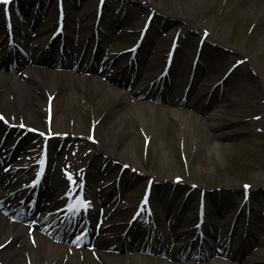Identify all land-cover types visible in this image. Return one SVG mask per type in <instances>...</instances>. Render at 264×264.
Segmentation results:
<instances>
[{"label": "rangeland", "instance_id": "1", "mask_svg": "<svg viewBox=\"0 0 264 264\" xmlns=\"http://www.w3.org/2000/svg\"><path fill=\"white\" fill-rule=\"evenodd\" d=\"M23 1L32 3L35 0ZM65 3L67 6L65 32L70 35L71 44L73 45L77 40L82 45L86 40L88 49L93 43L95 46L91 34L96 18L97 0H80L77 5L67 0ZM55 5L56 0H52L47 20L41 21L40 30L44 32L39 33L40 44H45L46 35L52 33L51 28L55 24ZM121 5L123 9L124 6L126 7L125 13L118 15L116 8ZM149 16L154 20L155 30L147 34L137 50L138 59L142 60L144 56H148V67L146 69L144 65L143 72L149 77L145 81L142 79L140 84L142 83L143 90H146L148 80L158 78L162 74L172 36L178 33L181 38H186L185 49L182 51L184 55L178 56L176 52L170 67L169 78L173 81V86L169 88L167 82L164 91L174 100H178L182 94L187 95L188 104L185 107L191 119L188 129L185 131L184 126L176 119L173 109L170 111L166 106L161 105H156L158 111L164 113L167 110L171 113L170 117L163 116L156 129L146 128L140 123L143 110V113L131 122V133L126 139L128 147L122 154L120 153L121 159L128 162L111 160L104 152L108 148L112 149L111 143L101 147L98 142L90 140L95 123L106 127V137L115 135L114 129L118 120L114 115L108 114L112 110V107L107 109L106 106L112 103L109 97L104 101H98L93 115L84 116L79 131H73L69 127L67 133L61 134L54 127L56 128L54 131L58 134L51 140L49 147L57 141L62 144L60 160L67 157L66 167L73 172L71 174L76 179V184L82 179L86 181L89 202L98 201V194L102 195L100 200L103 196L112 198L105 203H110L108 206L111 208L107 207L111 210L114 223L108 229V233L104 234L103 237L106 239L101 237L99 246L104 247L107 244L108 248L114 245L121 247L118 241L125 239L122 237L124 223L137 204L143 186L149 182L153 184L152 206L156 211L158 223L163 224V226L159 224L161 230L159 232L167 236L165 249H171L172 243L173 252H178L183 244L181 242L183 234L174 233L176 225L181 224L179 229L191 228L190 231H194L192 227L198 223L196 202L200 190H204L205 195L210 194L212 199L216 198L215 196L220 197L219 201L222 205L220 204L219 207L211 203L207 205L209 212L212 213L208 218L214 223V228L211 230L219 239L218 235L221 234L219 237L222 238L226 235L230 224H233L237 209L240 208L238 213L240 217L243 212L246 213L247 208L241 205L243 197H246L242 185L248 184L250 187L247 205L254 215V218L252 216L250 218L252 225L258 227V236L251 233L252 228L245 231L243 227L238 231L233 228L232 241L229 243L236 257L220 258L215 255L223 260L209 264H264V0H106L101 18L102 24L106 27L103 32L100 31L99 37L102 45L106 49L111 47L113 52V58L109 59L108 63H104L108 73L111 74L110 68L115 67L117 63L121 70L122 60L129 54H123L119 50L123 48L131 50L136 40V34L120 33L119 28L128 27L136 32L142 27L144 18ZM49 17L52 18L49 20ZM116 21H125L128 26H118ZM208 39L217 44V46L210 45L212 48L210 54L205 49L208 46L205 45ZM180 44L182 45V42ZM203 44L204 61L196 65L193 73L191 71L195 63L193 58L197 54L198 47H203ZM54 54L56 52L51 53L52 56ZM87 58L88 52L85 60ZM233 62L236 63V68L232 79L229 81L227 79L229 92L228 94L227 91L222 92L225 100L210 105L209 86L223 80L222 73ZM11 64L9 61L4 65L11 68ZM17 68L18 65L13 66V70ZM211 68L214 72L209 73ZM120 70H116L115 74H120ZM86 74L90 75V73ZM98 77L103 80V75ZM189 79L190 87L185 89ZM103 81H101L103 85H107L108 80ZM143 98L131 96L127 108L142 107ZM177 103L176 101L172 106L178 108ZM61 108L63 111L66 109L64 103L61 104ZM201 110L203 111L199 113L198 111ZM64 113H67V110ZM146 115H150V112L149 114L146 112ZM194 119H197L201 125L193 122ZM149 121L152 123V120ZM41 123L46 127L49 126L46 116L41 119ZM64 123L63 121L59 125L60 129H63ZM125 130L128 129L124 128ZM199 131H203L205 135L209 134L211 138L199 135ZM3 135L4 131L0 130V138H4ZM43 138L36 132L27 134L26 155L38 153ZM9 141H13V144L17 142L13 136L8 138ZM110 162L111 166L107 167V163ZM123 164L126 166L121 167ZM53 165L54 162L51 163V166ZM84 169L87 175H83ZM50 174L59 187L65 186V181L59 172L50 171ZM119 175L122 177L120 184L122 196L118 195L119 191L115 183L106 186L101 183H107L109 178ZM99 187L101 190L97 191ZM59 195L53 196V207L63 214L67 202L66 198H58ZM167 218L170 221H167ZM246 219L242 224L245 225ZM141 227H144L142 223H135L131 228ZM32 246L37 247L35 244ZM16 247L20 246L16 243ZM52 249L51 251H56ZM27 254L28 252L24 258L26 264H44L41 256ZM118 255L120 254L112 252L107 259L93 257L88 264H116ZM126 256L129 258V252H126ZM142 259L131 256L124 264L185 262L177 260L174 254L158 261Z\"/></svg>", "mask_w": 264, "mask_h": 264}, {"label": "bare ground", "instance_id": "2", "mask_svg": "<svg viewBox=\"0 0 264 264\" xmlns=\"http://www.w3.org/2000/svg\"><path fill=\"white\" fill-rule=\"evenodd\" d=\"M24 10L25 7H22L21 11L23 14L24 12H27V9L25 11ZM23 14L20 15V13H15L11 15L12 25L17 29L12 31V33L13 35H17V38L19 35L20 37H28L27 34L19 27L20 22L16 24L19 21V17L23 18ZM27 20L30 23V18L27 17ZM39 22V19H34L31 27L36 29L35 27H37ZM6 36H9V34ZM56 39H60V36H56L54 40ZM63 39L65 42L69 39L66 33H64ZM3 49L7 51V49ZM8 49L12 48L9 47ZM11 57L12 54L10 53L4 54V58L3 56L0 57V116H3L4 120L8 121L9 124H23L24 128L20 127L22 130L31 126L35 131L47 133V141L42 144L44 149H47L46 145L48 140L50 138V140H52L53 136L56 134L54 131L56 128L62 134L67 133V131H69V127L73 131H79L84 116L93 115L96 111L98 101H104L109 97L111 98L112 103H109L106 106L107 109H111L112 107V110L108 114L114 115V118L118 120V124L114 129L115 135L110 136V138L106 137V127H101L98 124H96L93 128V135L98 140L101 147L107 143L112 144L113 150L108 148V150L104 151L107 154V157L111 160L128 162L121 159V154L128 147L126 139L127 135L131 133L130 124L134 121L135 117H138L141 113H143V110L144 113L141 116L142 122L140 123L149 129H156L163 116L170 117V112L167 110L164 113L158 111L156 105L151 103L149 100H145L142 107L136 106V108H133L131 106V108H127V104L130 105V103H128V99L132 95H141V91L139 89L132 88V84L131 86L121 85V87L117 88L112 84L103 85L98 77L83 76L74 71L64 74L58 72L56 69V61L50 60L48 66L46 67L36 63L41 60V54L37 57L32 56V61L30 62L31 64H27L26 62L23 63V65L27 64V71L22 70L20 74L17 72L13 73L4 65L5 63L11 61ZM72 66L74 65L71 63V67ZM22 68L23 66L21 65L19 69ZM122 87L125 89L123 90ZM224 100L225 99L223 97H219L214 93L210 96V104L212 105H216L218 102H222ZM62 103H64L66 107L64 111L61 108ZM110 104H112V106H110ZM48 105L51 107L49 114V117L51 118L50 120L48 119L49 126L46 127L45 125H42L41 119L44 116L48 117ZM66 110L67 113H64ZM173 111L176 113V119L184 126L186 131L191 120L190 117L186 112ZM146 112L147 114L150 112V115H146ZM149 119L152 120V123ZM63 121L66 124L64 123L62 125L63 129H60L59 125H61ZM193 122L197 123V125H201L197 119H194ZM124 128H127L128 130L124 131ZM14 132L15 129H10L7 137L11 136V133L14 134ZM20 133L21 130H18V135ZM200 134L206 136V138H211L209 134L205 135L203 131H199V135ZM18 135L15 136L18 137ZM23 140L24 138L21 139V142H23ZM18 144L22 145L21 143ZM56 148L57 144L55 145V149ZM17 149V152H19L17 155H22L21 151L23 147L19 146ZM56 156L58 158L57 152L53 158H56ZM22 160L23 161L20 162L21 166L19 167L3 165V170L0 172V180L2 182L10 180V183H12L16 180L18 181L19 175L24 171V169H33L34 163L29 157L26 159L22 158ZM105 161H107V159H105ZM109 166H111V162L107 164V167ZM21 180L22 182H28L30 184H37L35 179L28 177V175L21 176ZM56 190L57 187L54 178L49 177L46 188L42 190V198L39 200L42 205L48 206L47 210L51 209V199L49 198ZM14 199L17 205H20L28 211L31 209V205L29 203L30 200L24 196L23 191L16 193ZM17 219L18 215L16 210L10 209L9 205L0 202V264H26L24 258L27 252L29 255L31 253L33 256H41L44 264H88L89 260L92 258V251L85 247L75 251L73 256H64L57 248L52 245L47 246L45 243H37V247L34 248L32 246V240L26 235L23 227H20L16 223ZM36 223L37 222H35V224ZM78 240L80 241L81 239ZM16 243L20 247H16ZM52 248L56 251H51L53 250ZM99 253L102 258L108 257V255L103 254L101 251H99ZM125 261L126 259L120 256L117 258L116 264H124Z\"/></svg>", "mask_w": 264, "mask_h": 264}, {"label": "snow or ice", "instance_id": "3", "mask_svg": "<svg viewBox=\"0 0 264 264\" xmlns=\"http://www.w3.org/2000/svg\"><path fill=\"white\" fill-rule=\"evenodd\" d=\"M10 2V0H0V3L4 4V5H7L8 3ZM4 117L3 116H0V120H3ZM20 127H24L23 124L20 125ZM41 135H43V133H41ZM41 164H43V161L41 160ZM69 179H71V177H69ZM248 186L245 185V188H247Z\"/></svg>", "mask_w": 264, "mask_h": 264}]
</instances>
